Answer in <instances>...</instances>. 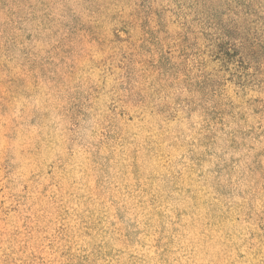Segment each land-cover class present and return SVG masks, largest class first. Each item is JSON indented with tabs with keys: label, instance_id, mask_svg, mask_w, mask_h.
Masks as SVG:
<instances>
[{
	"label": "rangeland",
	"instance_id": "374dc122",
	"mask_svg": "<svg viewBox=\"0 0 264 264\" xmlns=\"http://www.w3.org/2000/svg\"><path fill=\"white\" fill-rule=\"evenodd\" d=\"M0 264H264V0H0Z\"/></svg>",
	"mask_w": 264,
	"mask_h": 264
}]
</instances>
